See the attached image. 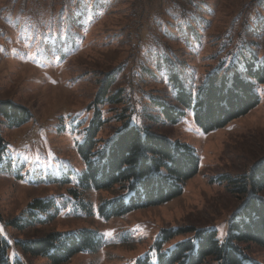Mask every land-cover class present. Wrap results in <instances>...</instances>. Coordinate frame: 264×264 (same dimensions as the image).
<instances>
[{
    "label": "rangeland",
    "instance_id": "374dc122",
    "mask_svg": "<svg viewBox=\"0 0 264 264\" xmlns=\"http://www.w3.org/2000/svg\"><path fill=\"white\" fill-rule=\"evenodd\" d=\"M112 1L95 13L78 10L73 0H0V102L32 115L15 128L0 124V235L11 263L54 264L18 243L87 229L99 243L60 264H157L195 231H214L225 244L229 224L252 196L248 181L238 190L241 177L264 160L263 87L254 109L208 133L195 124L192 108L178 104L174 87L194 94L216 69L237 65L230 63L236 54L263 58L264 0H179L181 10L140 17L132 0ZM106 81L108 96L122 93L124 105L96 104ZM161 104L183 115L171 123ZM96 110L105 121L99 149L124 125L192 149L198 170L179 196L124 216H99V206L121 192L96 191L81 179L77 148ZM258 196L264 200V190ZM29 217L55 218L30 224ZM17 218L22 229L10 225ZM239 247L264 264L263 247ZM202 264L217 262L209 257Z\"/></svg>",
    "mask_w": 264,
    "mask_h": 264
},
{
    "label": "trees",
    "instance_id": "16d2710c",
    "mask_svg": "<svg viewBox=\"0 0 264 264\" xmlns=\"http://www.w3.org/2000/svg\"><path fill=\"white\" fill-rule=\"evenodd\" d=\"M73 1L78 10L89 7L95 13L110 8L114 3L112 0H90L91 4L86 5L84 0ZM181 1L132 0L131 7L133 13L140 17L144 13L164 12L167 9L181 10ZM109 2L112 4L109 5ZM240 55L236 54L234 61L230 62H237V65L216 69L197 93L186 91L179 83L174 87L177 89L178 104L193 109L194 122L205 133L224 127L259 104V91H264V57L259 59L250 54L238 60ZM110 86L107 81L104 83L96 97V104L124 105L122 93L108 96ZM163 112L171 123H176L183 115L175 107L166 105ZM31 118L27 109L11 102H0V124L15 128ZM122 118L123 115L118 116L119 120ZM104 123L101 112L96 110L85 130L84 140L77 148L78 156L84 163L81 175L84 183L96 191L118 186L121 192L119 196L99 206L98 214L101 218L111 219L134 210L160 206L179 196L183 183L197 173L198 159L190 147L170 144L162 137L142 133L130 125H124L115 137H111L99 149L96 137ZM0 147H3L1 136ZM241 180L238 192L246 190L248 181L252 196L229 224L227 242L221 244L214 231H195L188 240L175 244L168 255H159L157 264H202L209 257L214 258L217 264H257L242 253L239 245L252 243L264 248V200L258 196L264 190V160L251 170L249 176L241 177ZM124 192L128 194L127 202L123 198ZM47 205L50 206V203ZM29 218L28 222L33 224L37 221H52L55 217L45 220ZM23 221V218H17L10 225L22 229L20 223ZM177 232H164V238L169 240L178 235ZM98 243L94 232L79 229L75 232L52 231L42 238L18 244L30 255L46 256L52 263L60 264L76 254L93 249ZM7 249L8 245L0 235V264H21L19 261L9 262Z\"/></svg>",
    "mask_w": 264,
    "mask_h": 264
}]
</instances>
